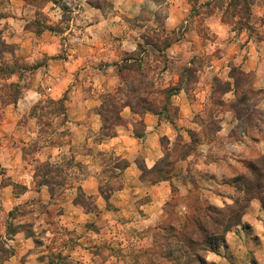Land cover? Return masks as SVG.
I'll list each match as a JSON object with an SVG mask.
<instances>
[{
  "label": "clouds",
  "instance_id": "obj_1",
  "mask_svg": "<svg viewBox=\"0 0 264 264\" xmlns=\"http://www.w3.org/2000/svg\"><path fill=\"white\" fill-rule=\"evenodd\" d=\"M0 264H264V0H0Z\"/></svg>",
  "mask_w": 264,
  "mask_h": 264
}]
</instances>
